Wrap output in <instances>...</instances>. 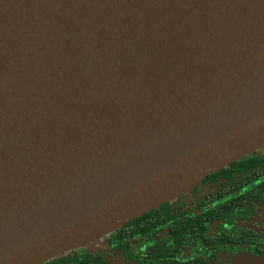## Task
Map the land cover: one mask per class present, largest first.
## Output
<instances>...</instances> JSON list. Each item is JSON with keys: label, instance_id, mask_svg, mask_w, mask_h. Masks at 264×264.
<instances>
[{"label": "water", "instance_id": "1", "mask_svg": "<svg viewBox=\"0 0 264 264\" xmlns=\"http://www.w3.org/2000/svg\"><path fill=\"white\" fill-rule=\"evenodd\" d=\"M264 146V0H0V264H43Z\"/></svg>", "mask_w": 264, "mask_h": 264}, {"label": "flooded vegetation", "instance_id": "2", "mask_svg": "<svg viewBox=\"0 0 264 264\" xmlns=\"http://www.w3.org/2000/svg\"><path fill=\"white\" fill-rule=\"evenodd\" d=\"M143 215L126 232L59 254L62 264L81 255L105 264H264V146Z\"/></svg>", "mask_w": 264, "mask_h": 264}, {"label": "trees", "instance_id": "3", "mask_svg": "<svg viewBox=\"0 0 264 264\" xmlns=\"http://www.w3.org/2000/svg\"><path fill=\"white\" fill-rule=\"evenodd\" d=\"M247 155V154H246ZM244 155V156H246ZM243 156V157H244ZM242 158V157H241ZM157 208V207H156ZM155 209V208H154ZM144 217L143 216H138L130 221H128V223L126 222L124 225L118 227L117 229H115L114 231L115 232H122V231H125L126 232V229L128 228L129 225H131L130 222H133V221H137V220H142V218ZM112 231V232H114ZM110 232V233H112ZM124 232V233H125ZM108 233V234H110ZM62 261L63 259L60 258L59 256L57 257H54V258H51V259H48L47 261H45L43 264H62ZM72 264H105L103 261H101L100 258L96 257V259H92L91 258V255H81L79 257H74L72 262Z\"/></svg>", "mask_w": 264, "mask_h": 264}, {"label": "rangeland", "instance_id": "4", "mask_svg": "<svg viewBox=\"0 0 264 264\" xmlns=\"http://www.w3.org/2000/svg\"><path fill=\"white\" fill-rule=\"evenodd\" d=\"M258 150V149H257ZM252 153V152H251ZM84 247V246H83Z\"/></svg>", "mask_w": 264, "mask_h": 264}]
</instances>
